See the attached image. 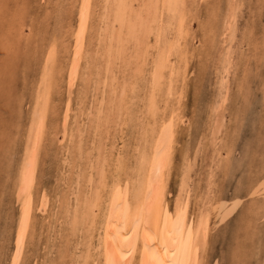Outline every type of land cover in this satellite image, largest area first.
I'll return each mask as SVG.
<instances>
[{"label": "rangeland", "instance_id": "1", "mask_svg": "<svg viewBox=\"0 0 264 264\" xmlns=\"http://www.w3.org/2000/svg\"><path fill=\"white\" fill-rule=\"evenodd\" d=\"M108 1L112 0L92 1L79 75L69 89L81 0H0V264H82L86 260L103 264L99 237L115 177L122 191L135 187L142 173L141 152L136 145L138 139L145 138V132L151 134L155 121L147 104L153 86L149 83L151 68L157 57L156 34H160L161 26L166 31L163 37L179 48V53L170 63L177 70L173 76L176 94L169 98L163 87L154 103L159 114L166 111L159 120L166 124L171 120V106L178 109L174 113L177 118L172 119L176 124L175 141L158 237L165 241L176 222L181 176L188 165L194 180L189 222L196 219L203 198H211L209 241L207 250L201 252L202 260L211 264H264V0H177L176 13L167 8V0H159L163 4L159 5L161 23L153 9L144 10L143 2L136 1L138 11L151 15L153 28L147 40L141 37L145 44L150 43L151 54L147 51L149 55L143 60L147 59L144 64L149 62L145 69L134 58L140 44L135 34L129 35V26L124 27L120 38L123 54L114 50L118 44L108 52L105 36L114 24ZM233 2L241 3L234 16L230 7ZM230 16L233 23L236 21L233 41L225 27ZM114 29L117 43L119 32ZM53 47L57 60L38 155L34 204L29 214L32 222L28 221L17 256L15 241L21 213L17 176L36 91ZM129 55L130 64L124 61ZM229 55L232 64L225 120L215 138L212 107L220 87V60ZM143 70L147 82L138 80ZM101 101L113 109L106 108L103 125L95 129ZM210 169L215 177L208 189ZM236 201L241 202L239 207H233ZM89 255L94 257L88 259Z\"/></svg>", "mask_w": 264, "mask_h": 264}, {"label": "bare ground", "instance_id": "2", "mask_svg": "<svg viewBox=\"0 0 264 264\" xmlns=\"http://www.w3.org/2000/svg\"><path fill=\"white\" fill-rule=\"evenodd\" d=\"M92 1L93 0H87V2L90 3L91 7H92ZM136 1H140V0H112V1H108V5L109 4L111 5L110 7H111L113 17H114V21H113L114 24L112 25L113 28L112 27L110 28L109 36H105V37H107V41H108V42H106V43H108L106 46L107 48H109L108 52L112 49V47H115L114 45L117 46V44H118V46L114 50H117L121 54H123L124 42L120 38H123L122 32H124L123 30H125L124 27L129 26L128 28L130 29L129 30L130 34L127 33V35L128 34L129 35L135 34L137 36L136 39L138 40L137 43L139 42V44H140V45H136L137 46L136 48H138V51H139L137 53L138 56H134V55L133 56H134V58L136 57L137 65L142 67L143 64L145 63V61H147V59L145 61H143V60L146 58L147 54L149 55V53H150L148 51L150 49V46H149L150 43L148 42L149 44L148 43L145 44L144 41L142 40L143 38H141V37L143 36V37H145L144 40L145 39L147 40L150 37V33L153 31V28H152V25L150 24V19H149L150 14L149 15L147 14L145 16L144 11H142V10L138 11L136 9V6H135ZM85 2H86V0H81V5H84ZM141 2H143V3H141V7L143 9L146 7V9L148 8V10H151V9L154 10L156 20L157 21L159 20L158 22L161 23V18L159 17L161 14L159 13V11L162 10V6L160 9L159 5H163V4H160L159 0H141ZM179 2L181 3L182 1L180 0ZM166 3L168 4L167 8L171 12H173V13L177 12V10H178L177 0H167ZM234 3L235 2H233V4L230 6L232 9V15L233 16L235 15L234 12L238 9L237 6L241 4V3H239V4H234ZM136 5H138V4H136ZM139 5H140V3H139ZM139 7H138V9H139ZM163 8H165V5ZM104 9H106V8H104ZM168 9H167V11H168ZM107 10H110V8ZM89 11L91 14V8H90V10L85 9L86 28L83 32H81V28H80V15H79L77 32L75 33L76 34V49H75V55L73 57L72 66L70 69V77H71L70 80H71L72 86L74 85L75 79L78 78V75H79V70H80L79 66H80V61H81V57H82V53H83L84 39H85L87 30H88V25H89V18H90ZM184 11H183V13H184ZM108 13L111 14V11H109ZM162 13H164V11ZM167 13L169 14V11ZM178 13H180V12H178ZM105 14H107V13H105ZM230 14H231V12H230ZM184 16H186V14ZM110 17H111V15H110ZM175 18H176V16L174 15V18L172 17V19L175 20ZM231 18H232L231 16L227 18V20L225 21V27L227 28L228 31H230V33H229L230 39H231V41H233V37L235 38V33H236V26L234 25V24H236V21L234 19L235 23H233V18L232 19ZM179 19H181V18H179ZM182 19H183V17H182ZM156 20H153V21L156 22ZM100 22H101V20H100ZM103 23H105V22H103ZM167 23H169V22H166V24ZM174 23H175V21H174ZM101 24H98V25H101ZM159 25L160 24L158 23V27H159ZM172 26H173V24H172ZM114 27L119 32L118 33L119 38L117 37L119 39V41H118L119 43L118 42L116 43V41H115V39H116L115 31L116 30L114 29ZM107 28H105V29L107 30ZM169 29H171V27ZM164 30H165V28L163 26H161V27H159V30H158L161 35L159 33L156 34L157 36L159 35L157 37V39L155 38L157 41V47H158V48L156 47L157 48L156 49L157 57L155 58V61L153 60L154 64L152 65V68H151L152 70L150 69L151 70V74H150L151 76L149 79V83L153 86L151 88L152 90L149 93L150 95L148 97L149 101H148L147 107L149 106L148 110L151 112L153 117H155V121L152 124L150 123L152 126V128H150V129H152L151 134H148L147 132H145L146 133L145 138H143L141 140L138 139V142H137L138 144L136 145L137 149H139V152H141L139 155L140 157L138 156V158L140 160L139 165H140V170L142 171V173H140V176L138 178L139 181L136 183L134 188L132 187L131 189H126L123 191L120 187V184L117 182L118 177L117 176L115 177V184L113 185V188L111 189L112 193H110L109 199L107 200V206H106V208H104V209H106V211L104 213V222H103L104 226H105L104 231L102 232V234H100V237H99V239H100L99 247H102V250H103V252L101 253L103 255V259H102L103 264H184L186 257H187L186 245H187V241L189 239V231L191 230L193 232V235H195V233L199 232L201 235L202 241H203V236L205 233L207 234V237H209V234H210V225H211L210 224L211 223L210 222L211 221V209H210V203L211 202H210V200H211V198L209 197V195L206 196L205 198H203V200H202L203 202H202L201 206L199 207V211L197 212L196 219L194 218L195 220L194 219H193L194 221L192 220L193 221V224L191 225L192 228L190 227V224L192 223V221L189 222V204L191 201L190 191L191 190H192V192L194 191V183H193L194 180L192 179V181H191V178L189 176L190 167L187 165V166H185V170L181 176L180 191L178 194L179 196H178V199L176 202V207H175L176 222L174 223L173 227L171 228L168 237L165 238V241L162 242L159 239L160 236L158 235L159 228H160L159 225L162 226L161 223L159 224V221H161L163 209H164L165 202H166L168 174L170 173L169 171H170V165L172 163L174 141H175V135L174 134H175L176 124H174V121L172 119H173V117H174V119H176L177 115H178V114L174 115V113H178V109H175L174 106L170 105L171 106L170 111H172L171 120L169 121L170 123H168V124L163 123V121L161 122L159 120L160 119L163 120L166 111H164L162 114H159L158 113L159 110H157L156 105L154 104L156 102V97H157L159 90H162L163 87L166 88L165 94H167L169 98L173 97L176 94V87H175V85H176L175 81L176 80L174 81L175 78L173 76H175L174 74L177 73V70L174 67L175 64L170 66V63H172L171 62L172 58L175 57L176 54L179 53V50H178L179 48L177 49V47L175 45H173L172 42H169L168 40H166V38H164V37H166V31L164 32ZM181 30L179 31L180 33H181ZM167 31H169V30H167ZM120 35H122V36H120ZM163 35H164V37H163ZM181 35H180V38H182ZM128 38L130 39V36ZM130 40H128V41H130ZM126 41H127V39H126ZM131 43H132V41H131ZM230 46L231 45H229V47ZM50 52H51V60H49V57L46 58V60H45V64L43 67V74H42L43 78L40 81V85L38 84L39 86H38V89L36 91L34 107H33V111H32L31 126L29 128V133H28L27 143H26V147H25L24 157L22 159L20 169H19V174L17 176L18 180H17V186H16V196H17V200H19V202H20V209H21L20 220H19L18 230L16 232L17 236H16V241H15L16 242V252H17V247H19V253L17 252V254H16L17 256H19V254L22 250V247H23V244L25 241V237L27 234L28 226H29L28 221L31 219V218L29 219V217H30L29 214H30L32 204H34L33 203V196H34L33 193H34V187L36 185V173H37V168H38V155H39V150L41 147V142L43 139V130H44L46 118L48 116L47 114H48L50 101H51V93H52L51 92V86H53V84H54L53 83L54 82L53 81V78H54L53 77L54 76L53 70L55 68V62H56L55 61V59H56L55 47H53V49H51ZM113 52H116V51H113ZM108 54H110V53H108ZM130 54H132V53H130ZM130 56L131 55H129V58H126V57L124 58L125 63L126 62H128L129 64L131 63V62H129ZM183 57L186 60V56L183 55ZM122 59H123V57H122ZM220 61H221L220 62L221 68H222V70H221L222 72L220 71L221 72V74H220V87H219V91H218V94H217V97L215 100V104H213V107H212V111H213L212 116L216 115L215 116V123H214V129L216 131L215 138H217V135H220L221 126L223 125L224 120H225L224 108H225V105H226L227 100H228L227 99V95H228L227 84H228V76L230 73L229 67H230V64H232L231 55H229L228 58H226L225 56L222 57V60H220ZM114 63H116V62H114ZM147 63H149V62H147ZM146 64H144V69H145ZM177 66H178V64H177ZM169 67H170V70H168ZM109 68H111V66ZM109 68L107 69L106 73H109V71H110ZM141 73L142 74L138 80L141 79L143 81V79H144L145 82H147V77L145 76L144 70L141 71ZM143 73H144V75H143ZM112 77H114V76H112ZM166 81H169V83H167ZM135 83H136V81H135ZM112 86H113V84H112ZM113 90H116V89L113 88ZM103 95H104V93H103ZM114 100H115L114 97L110 98L109 103L112 104ZM124 101H123V104H124ZM159 101H161V100H159ZM161 103H163V102H161ZM167 103H168V101H167ZM175 104L177 105L178 103H175ZM117 107H118V105H117ZM106 108L107 107H105V103H103V101H101V104L97 105V111L96 112H98V113H97V121H96L95 129H96V127L101 128V126L103 125L101 123V120L105 119L104 116L107 115L106 114L107 109H109V110L113 109V108L111 109L110 107L107 109ZM94 116H96V115H94ZM94 121H93V123H94ZM167 122H168V120H167ZM144 126H143V128H144ZM102 149H103V147H102ZM112 152L114 153V151H112ZM217 152H218L219 157H220V154H221L220 151H217ZM105 153L107 154V152H105ZM102 154H104V153H102ZM109 154H111V153H109ZM26 157H27V160H28L29 165H30L29 175L27 177L25 176ZM119 157H122V156H119ZM104 158H105V156H104ZM162 162L165 164V167H163V168L160 166ZM100 164H101V161H100ZM120 171H122V170H120ZM122 172H124V171H122ZM214 177H215L214 171L212 169H210L209 175H208L209 186H207V188L208 187L210 188L211 182H213ZM101 187H102V185H101ZM95 191H97V190H95ZM99 194L101 195V193H99ZM92 197H93V195H92ZM95 200L97 201V199H95ZM178 202L182 203V205H183V214L182 215L178 212ZM102 203H104V202H102ZM42 206L46 207L45 201L42 202ZM103 206H105V205H103ZM31 214H32V212H31ZM62 216H64V215H62ZM201 221H203V229L201 228ZM30 222H32V221L30 220ZM95 238H96V236H95ZM162 240H163V238H162ZM17 241H19V245L17 244ZM87 245H90V244H87ZM86 247H88V246H86ZM89 249H91V248H89ZM202 252H203V249H202ZM87 254H88V252H87ZM87 254L85 253V255H87ZM191 254H192V257L195 258V251L194 250L192 251ZM85 255H83V256L85 257ZM83 256H82V258H83ZM89 256H88V259L89 258L91 259L94 257V256H90V257ZM95 256H97V255H95ZM201 256H204V255L202 254ZM201 259H202V257H201ZM83 260H86V259H83ZM93 260H97V259H93ZM80 262L82 263V261H80ZM85 262H83L82 264H85ZM99 262H100V260H99ZM87 263H88V261H87ZM88 264H90V263H88ZM94 264H95V262H94Z\"/></svg>", "mask_w": 264, "mask_h": 264}, {"label": "snow or ice", "instance_id": "3", "mask_svg": "<svg viewBox=\"0 0 264 264\" xmlns=\"http://www.w3.org/2000/svg\"><path fill=\"white\" fill-rule=\"evenodd\" d=\"M5 7H7V5H5ZM79 7H80V28H81V32H83L86 28L85 9L90 10L91 5L86 0L85 4L81 5ZM89 15H90V11H89ZM49 60H51V53H49ZM68 87H69V89L72 88L71 81H69ZM69 105H71L70 100H69ZM160 166L163 168V167H165V164L162 162ZM29 169H30V165H29V162H28L27 157H26V161H25V176L26 177L29 175ZM262 187H264V186H262ZM240 204H241L240 201H236V202H234L233 207H239ZM178 212L181 215L183 214V205H182V203H179V202H178ZM201 228L203 229V221H201ZM17 244L19 245V241H17ZM207 247H208L207 234L206 233L204 234L203 241H202L201 235L199 232H197V233H195V235H193V232L190 230L189 231V239H188L187 245H186L187 257H186L184 264H211V261H204L201 259L202 249L204 251H206ZM193 250L195 251V258H193L192 254H191ZM17 252L19 253V247H17Z\"/></svg>", "mask_w": 264, "mask_h": 264}]
</instances>
